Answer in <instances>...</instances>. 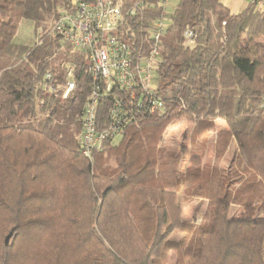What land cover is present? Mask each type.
Segmentation results:
<instances>
[{
	"label": "trees",
	"instance_id": "obj_1",
	"mask_svg": "<svg viewBox=\"0 0 264 264\" xmlns=\"http://www.w3.org/2000/svg\"><path fill=\"white\" fill-rule=\"evenodd\" d=\"M119 1V33L135 51L164 0ZM71 8L72 0H0V264H264V11L168 4L155 71L163 108L87 159L79 144L87 61L51 33ZM22 20L33 24V44L15 42ZM69 66L75 88L64 98ZM181 121L193 128L191 150L196 138L211 158L200 149L189 158L186 144L165 138ZM192 199L206 211L183 225ZM182 225L189 235L168 259L162 250Z\"/></svg>",
	"mask_w": 264,
	"mask_h": 264
},
{
	"label": "built area",
	"instance_id": "obj_2",
	"mask_svg": "<svg viewBox=\"0 0 264 264\" xmlns=\"http://www.w3.org/2000/svg\"><path fill=\"white\" fill-rule=\"evenodd\" d=\"M168 2L161 3L160 12L144 30L146 37L135 51L129 39L119 33L124 23L119 0L93 3L72 0V8L62 10L53 23L51 33L83 54L87 61L91 86L81 118L79 144L83 157L91 159L94 154L103 152L105 142L115 145L126 127L141 124L163 108V102L156 95L155 71L161 61L160 37L168 24ZM248 3L264 11V0H248ZM140 6V2H136L128 13L133 15ZM184 36L189 43L193 41L190 31L186 30ZM67 79L64 98L75 88L70 66ZM102 100L109 101L105 122L97 118Z\"/></svg>",
	"mask_w": 264,
	"mask_h": 264
},
{
	"label": "rangeland",
	"instance_id": "obj_3",
	"mask_svg": "<svg viewBox=\"0 0 264 264\" xmlns=\"http://www.w3.org/2000/svg\"><path fill=\"white\" fill-rule=\"evenodd\" d=\"M176 2H177V0H169L168 4H169V6H173L176 4ZM36 40H37V36L34 33L33 24L29 21L22 20L20 22V24L18 25L17 33L15 36V42L18 44L30 45V44H33ZM189 44H192V43H189ZM216 124L219 126L224 125L223 122H216ZM191 131H193L192 126L187 125V123H185L184 121H181V122H178L175 124H170L168 126L167 130L165 131V138L170 140L171 145H172V139H174V141L177 144H181V145L186 144L190 148L189 158H191V156H197V155H195V152L199 149L201 150V153H202V151H203V153L205 152V154L201 155V157H204L203 158L204 161H205V158H211L212 157V150L210 149V147H207V148L201 147L200 144L198 145V140L196 138L192 142V150H191V147H190L191 136L189 135V133H191ZM187 135H188V137H187ZM110 146H112V145H110ZM231 149L233 151V147ZM98 155L99 154H97L96 156L98 157ZM102 155L103 156L100 157L99 160H96V164L99 163L102 160V158L103 159L105 158V154H102ZM189 158H187L185 160L184 166H186L189 163V160H190ZM107 163H109L110 165H113V160L110 159L109 162L107 161ZM224 164L227 165V161ZM180 199H183V196L180 197ZM205 206H206L205 202H201V201L194 200V199L188 200V201H183V215H184L183 225L186 223L185 222L186 219H188L190 221L191 219L195 220L198 218V220L200 221L203 211L204 210L206 211ZM239 211L240 210L238 208H233V210L230 211L229 216L232 217V215L238 214ZM261 216L262 217H258V218L264 220V213H262ZM212 218H213V208L210 207L209 210H207V219L203 222V225L206 226L209 223V221L212 220ZM198 220H197V222H199ZM183 225H182L180 230L175 231L168 238V240L165 244L166 247H165V249L162 250L168 259L172 258V256L173 257L175 256V249L172 248L174 243H177L185 235L186 236L189 235L188 234L189 232L187 230H185V229L183 230ZM184 231H186L187 233L185 234Z\"/></svg>",
	"mask_w": 264,
	"mask_h": 264
},
{
	"label": "crops",
	"instance_id": "obj_4",
	"mask_svg": "<svg viewBox=\"0 0 264 264\" xmlns=\"http://www.w3.org/2000/svg\"><path fill=\"white\" fill-rule=\"evenodd\" d=\"M220 3L225 8H227L231 14H237L246 8L248 0H220ZM217 122H221V121H217Z\"/></svg>",
	"mask_w": 264,
	"mask_h": 264
},
{
	"label": "water",
	"instance_id": "obj_5",
	"mask_svg": "<svg viewBox=\"0 0 264 264\" xmlns=\"http://www.w3.org/2000/svg\"><path fill=\"white\" fill-rule=\"evenodd\" d=\"M9 238H10L9 235L5 238V244H6V245L8 244Z\"/></svg>",
	"mask_w": 264,
	"mask_h": 264
}]
</instances>
